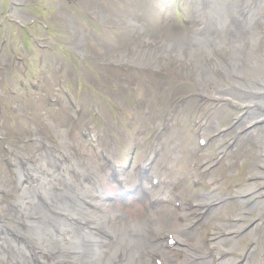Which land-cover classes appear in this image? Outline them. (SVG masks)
<instances>
[{"label":"bare ground","instance_id":"6f19581e","mask_svg":"<svg viewBox=\"0 0 264 264\" xmlns=\"http://www.w3.org/2000/svg\"><path fill=\"white\" fill-rule=\"evenodd\" d=\"M232 1H234L233 10L226 9L223 14L213 16L215 26L208 29L207 32L210 52L203 54L195 50L193 53L196 54V57L191 64L198 73L204 75L205 79L212 81L214 75L210 66L217 63L222 55L228 54L231 58L232 70L230 73L225 72L226 77L230 78L232 74H239L245 84L251 87L255 81L264 79V63L260 55L264 54V39H260L253 28L258 17V8L253 7L245 21L237 25L236 11L242 0H214V5H229ZM259 25L257 20V26ZM166 38L168 45L177 49L179 59L188 57L190 52H187L182 44L180 45L182 38L179 35L172 32L171 36L166 35ZM116 50L125 56L133 55L136 62L164 68L165 61L160 60L159 54V57L156 55L151 58L132 54L133 50ZM247 67H251V75L247 74ZM187 69L191 70V67L188 66ZM235 81L237 85H243L241 80ZM53 125L58 129L56 139L60 144L67 145L73 140L69 138L68 134L65 136L61 133V131H66V128L62 125L60 129V123L56 119L53 120ZM37 132H39L38 128ZM14 146L26 154L33 155L38 161L42 157H46L42 156L41 152H33V145L18 144ZM78 159L82 164V154H78ZM94 163L95 166L92 168L98 170V163ZM87 187L83 181L55 180L53 183L44 186V192L58 206L68 209L72 213L87 214L95 225L109 223L105 214L107 208H104L103 212H98L88 210L83 206L79 193L85 191ZM0 188L3 189V193H0V210L3 208L6 211L5 220L28 234L35 246L42 249L50 264H55V261L62 257L80 258L82 264H148L144 257L154 247V244L149 242L148 230L150 226L143 220V214L137 209H134V212L129 215L121 227L120 219L113 221L115 237L111 242L106 240L100 242L88 233L79 238L73 237L78 236L77 232L71 235L66 234V236H64L63 230L61 233H53L46 220L45 211L35 204L24 201L26 199L25 194L29 193L26 187H21L22 189L14 197L16 202L24 201L23 206L11 213L10 208L4 203L12 193L5 177H0ZM261 206H264V200L259 201L254 209L258 211ZM109 224L111 225V223ZM177 234L190 239H197L196 234L183 229H178ZM249 235L250 232H245V236ZM203 263L205 262L200 264ZM0 264H28V261L27 257L17 247H11L7 258L0 252Z\"/></svg>","mask_w":264,"mask_h":264},{"label":"rangeland","instance_id":"374dc122","mask_svg":"<svg viewBox=\"0 0 264 264\" xmlns=\"http://www.w3.org/2000/svg\"><path fill=\"white\" fill-rule=\"evenodd\" d=\"M18 17H20L22 20H25V21H29L31 20L32 18H34L36 15L34 14V12H31L29 11V15H27L26 17H21L19 15H17ZM51 18L52 16L51 15H45L43 16V18ZM54 18V17H52ZM56 22H58L61 26L64 25V20H58L56 19Z\"/></svg>","mask_w":264,"mask_h":264}]
</instances>
